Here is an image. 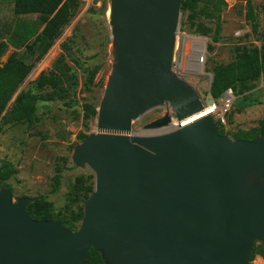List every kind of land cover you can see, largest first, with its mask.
<instances>
[{
	"label": "water",
	"instance_id": "1",
	"mask_svg": "<svg viewBox=\"0 0 264 264\" xmlns=\"http://www.w3.org/2000/svg\"><path fill=\"white\" fill-rule=\"evenodd\" d=\"M181 13L182 0H109L111 70L71 157L93 193L73 232L0 190V264H86L90 250L104 264H249L255 243L264 256V136L230 139L210 115L172 124L207 107L174 71Z\"/></svg>",
	"mask_w": 264,
	"mask_h": 264
},
{
	"label": "rangeland",
	"instance_id": "2",
	"mask_svg": "<svg viewBox=\"0 0 264 264\" xmlns=\"http://www.w3.org/2000/svg\"><path fill=\"white\" fill-rule=\"evenodd\" d=\"M249 1L254 7L257 34H252L251 24L245 21V1L234 0L221 14L220 41L216 44L191 32L186 23L187 13H181L176 39L178 60L174 71L205 103L211 102L209 81L212 69L231 63L238 51L259 48L264 43V0ZM108 7L109 0H77V9L70 23L49 51L37 59L38 53L29 47L43 28L39 18L16 16L13 12L14 0H0V66L12 53L31 66L30 74L16 95L31 90L38 76L50 72L55 61L61 57L78 80V87L69 98L73 101L70 108L61 100L38 103L35 106L36 122L32 126L12 123L0 127V171H13L11 177L0 184V189L10 188L13 202L20 198L43 197L51 204L52 214L59 218H68L83 207V200L76 201L78 179L93 174L87 167H75L71 157L74 148L81 143L79 136L95 132V118L86 120L82 106L85 103L98 106L111 70ZM200 46L202 53H198ZM194 62L199 64L200 69L194 67ZM95 66L99 70L94 82L103 88L92 87L93 92H86L82 87L85 70ZM233 96L225 124L215 123L218 130H223L230 139L234 134L258 128L264 120V75L235 90ZM165 113L166 107L148 112L132 123L131 133L142 132L145 125ZM169 113L173 118L170 109ZM178 123L172 119L175 128H178ZM56 176H59L57 184L53 180ZM259 245L255 243V246ZM252 264H264V259L256 256Z\"/></svg>",
	"mask_w": 264,
	"mask_h": 264
},
{
	"label": "trees",
	"instance_id": "3",
	"mask_svg": "<svg viewBox=\"0 0 264 264\" xmlns=\"http://www.w3.org/2000/svg\"><path fill=\"white\" fill-rule=\"evenodd\" d=\"M245 1V21L251 24L252 34H257V21L253 4ZM228 7L225 0H182V12L187 13L186 23L188 29L196 35L209 38L211 43L220 41L221 14ZM77 9V0H14L13 12L16 16H37L43 28L35 37V42L29 49L33 48L38 53L37 59L43 57L54 42L60 37L62 31L72 20ZM256 39L259 40L258 37ZM32 49V50H33ZM212 47L209 46V50ZM64 58L56 60L52 70L48 73H41L31 90L21 91L16 95L20 86L24 83L31 71V66L24 64L16 53H12L5 64L0 66V127L6 124H26L32 126L36 122V104L49 103L61 100L65 106L70 108L73 104L69 100L78 87V80L75 72L65 64ZM98 67L85 70L86 76L82 87L86 92H93V88L102 89V85L95 83V76ZM264 75V43L259 48L251 50H240L235 59L228 64L218 65L212 69V81L209 88L210 98L219 100L227 90L232 93L248 83L256 81ZM14 100L12 101L13 97ZM12 103L10 104V102ZM95 104L85 103L82 106L83 115L86 120L96 117ZM219 125V124H217ZM224 135L223 130H219ZM233 140L253 141L259 136H264V120L259 123L258 128L247 132H240L233 135ZM87 135H80L82 142ZM11 170L0 171V184L7 181ZM93 176L85 179H78L79 189L76 201L85 202L93 193ZM54 182L57 184L59 176ZM11 193V189L6 187ZM2 190V189H0ZM79 197V199L77 198ZM27 207V213L35 221H51L60 219L64 227L76 231L82 219V208L71 214L68 218H59L52 214V206L45 198L36 197ZM260 256L264 259L261 245L253 246L249 256V264L254 258ZM86 264H104L101 256L90 250Z\"/></svg>",
	"mask_w": 264,
	"mask_h": 264
},
{
	"label": "built area",
	"instance_id": "4",
	"mask_svg": "<svg viewBox=\"0 0 264 264\" xmlns=\"http://www.w3.org/2000/svg\"><path fill=\"white\" fill-rule=\"evenodd\" d=\"M233 101L234 96L232 91L227 90L219 100L214 101L211 99V102L207 103V107L205 109L211 110V113L209 115L212 116L215 123L224 125L226 116L230 111V107L233 104Z\"/></svg>",
	"mask_w": 264,
	"mask_h": 264
},
{
	"label": "bare ground",
	"instance_id": "5",
	"mask_svg": "<svg viewBox=\"0 0 264 264\" xmlns=\"http://www.w3.org/2000/svg\"><path fill=\"white\" fill-rule=\"evenodd\" d=\"M199 49H200V50L198 51V53H202V47H201V46L199 47ZM193 61H195V60H193ZM193 65H194L195 68L200 69L199 64H195V62H194ZM210 113H211V110H209V109H204V110H203L198 116H196V117H194V118H191V119H186V120H184V121L179 122V123H178V128L185 127V126H187L188 124L194 122L195 120L200 119V118H202V117H205L206 115H209ZM173 126H175V125L173 124ZM171 129H173V127H172Z\"/></svg>",
	"mask_w": 264,
	"mask_h": 264
},
{
	"label": "crops",
	"instance_id": "6",
	"mask_svg": "<svg viewBox=\"0 0 264 264\" xmlns=\"http://www.w3.org/2000/svg\"><path fill=\"white\" fill-rule=\"evenodd\" d=\"M226 1V0H225ZM234 0H229V1H226V3H228V7H230L232 5L231 2H233ZM7 61V60H6Z\"/></svg>",
	"mask_w": 264,
	"mask_h": 264
}]
</instances>
